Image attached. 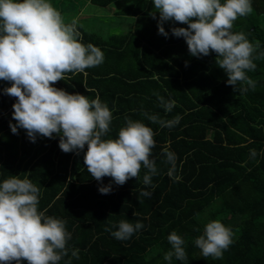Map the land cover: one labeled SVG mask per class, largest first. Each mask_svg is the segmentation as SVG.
<instances>
[{
  "label": "trees",
  "instance_id": "obj_1",
  "mask_svg": "<svg viewBox=\"0 0 264 264\" xmlns=\"http://www.w3.org/2000/svg\"><path fill=\"white\" fill-rule=\"evenodd\" d=\"M115 1L48 0L65 23L77 21L82 43H92L105 56L101 65L68 73L54 86L89 100L98 96L108 105L113 120L103 139L117 138L126 117L153 129L158 169L152 177L153 194L139 195L147 187L143 168L139 179L130 178L122 186L113 183L109 194H101V182L83 163L87 145L76 155L59 148L58 135L32 142L22 128L13 134L16 98L3 92L10 86L6 81H0V183L11 175L31 180L40 188L38 210L67 222L69 253L59 264H169L164 254L171 250L167 237L173 231L185 239L188 261L173 257L171 264H264V59L256 60L255 71L247 73L256 81L255 90L234 91L214 52L191 56L185 39L172 35L173 26L187 25L165 22L169 35L159 34V14L156 19L150 15L153 0H129L108 14L79 15L86 7L107 9ZM252 7L250 15L234 22L233 31L245 33L264 50V0H252ZM116 17L127 19L128 27L112 26ZM102 18L107 26L100 24ZM154 93L175 101L171 112H165ZM145 112L182 119L161 128ZM164 149L177 157L171 177ZM253 149L255 158L250 157ZM102 183H111V178ZM121 220L140 221L144 227L120 241L105 228L114 231ZM213 220L235 233L219 260L202 257L194 244ZM73 249L79 250V259L71 256Z\"/></svg>",
  "mask_w": 264,
  "mask_h": 264
},
{
  "label": "clouds",
  "instance_id": "obj_2",
  "mask_svg": "<svg viewBox=\"0 0 264 264\" xmlns=\"http://www.w3.org/2000/svg\"><path fill=\"white\" fill-rule=\"evenodd\" d=\"M153 19L159 14V34L167 37L165 22L173 25L171 33L183 37L191 56L216 54L215 63L227 75L226 83L234 91L255 90L256 81L248 76L255 71L256 60L264 59L260 43L249 41L245 33L234 32V22L253 12L252 0H153ZM77 21L65 23L61 13L48 0H0V81L10 82L3 92L15 97L10 129L18 134L24 129L35 142L38 136H59V148L79 155L84 151L83 163L96 181L101 194H109L112 184L122 186L130 178L139 179L141 169L146 172L142 183L147 186L139 195L151 197L155 189L152 177L158 173L152 150L156 146L153 129L140 121L125 118V126L115 139H103L111 131L113 113L99 97L89 100L85 95L69 93L54 85L66 80L68 73H83L104 62L102 50L92 43L84 44ZM187 65V62H186ZM239 86V87H238ZM160 106L165 112L175 107L174 100H165L159 93ZM143 115L161 128L179 124L182 117L165 120L155 114ZM165 163L175 171L177 157L164 149ZM256 151L250 150L255 158ZM111 178L104 185L103 178ZM151 188L152 190H147ZM40 188L31 180L11 175L0 183V264H59L68 256L71 233L66 221L46 216L38 210ZM142 202V201H141ZM105 231L120 241L129 240L144 227L121 220ZM235 233L219 220L207 222L203 234L194 244L201 256L214 260L223 258L234 242ZM171 250L164 260L171 264L173 257L188 261L185 239L175 231L167 237ZM71 256L79 259V250ZM66 264H71L67 261Z\"/></svg>",
  "mask_w": 264,
  "mask_h": 264
},
{
  "label": "rangeland",
  "instance_id": "obj_3",
  "mask_svg": "<svg viewBox=\"0 0 264 264\" xmlns=\"http://www.w3.org/2000/svg\"><path fill=\"white\" fill-rule=\"evenodd\" d=\"M129 0H117L115 2H113L112 4H110L107 9H96V8H85V10H83L81 13H79L80 16H85V15H90L91 13H95V14H108L112 13L113 11L118 10L119 8L123 7L125 5V3H127ZM132 1V0H131ZM107 10V11H106ZM127 19H122L119 17H116V19H113L112 21H110L112 26H115V24L119 25L120 28H127L129 21H126ZM104 19H100V24L107 26L106 21H104ZM99 25V24H97Z\"/></svg>",
  "mask_w": 264,
  "mask_h": 264
},
{
  "label": "crops",
  "instance_id": "obj_4",
  "mask_svg": "<svg viewBox=\"0 0 264 264\" xmlns=\"http://www.w3.org/2000/svg\"><path fill=\"white\" fill-rule=\"evenodd\" d=\"M107 11V10H106Z\"/></svg>",
  "mask_w": 264,
  "mask_h": 264
}]
</instances>
